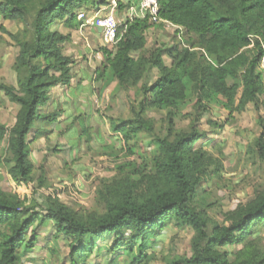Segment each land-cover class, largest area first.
Returning a JSON list of instances; mask_svg holds the SVG:
<instances>
[{
    "label": "trees",
    "instance_id": "obj_1",
    "mask_svg": "<svg viewBox=\"0 0 264 264\" xmlns=\"http://www.w3.org/2000/svg\"><path fill=\"white\" fill-rule=\"evenodd\" d=\"M130 5L118 4V10ZM103 6L104 0H0V18L20 25L15 33L0 27L17 49L16 84L0 83L3 96L18 106L14 124L0 126L5 139L0 165L8 166L15 184L45 183L43 176L33 175L29 146L38 137L32 125L41 118L50 91L72 79L74 62L65 46L82 26L78 13ZM158 6V20L176 28L181 44L147 50L148 30L162 24L125 18L116 45L99 49L106 86L111 79L121 89L141 94L130 110L132 117L113 131L128 155L138 135L147 136L152 149L140 164L125 162L112 178L100 180L97 210H75L56 195L45 197L43 204L32 203L0 187V264L29 259L40 243V231L47 229H52L54 243L67 242V264H88L91 256L100 255L98 244L108 240L109 253L121 254L125 264H147L157 239L170 226L190 228L193 238L190 256L167 264H264L262 237H255L264 228V183L252 199L225 214L224 224L213 223L199 207L204 203L200 186L211 178L213 160L205 143L210 139L198 129L212 107L234 114L262 104L264 78L258 67L264 53V0H158ZM154 71L153 83H144ZM190 99L193 112L183 115ZM151 110L166 113L161 135L146 116ZM178 118L189 120L187 129L176 128ZM254 148L264 160L263 134ZM235 246H242L235 254L222 250ZM116 260L105 264H119Z\"/></svg>",
    "mask_w": 264,
    "mask_h": 264
},
{
    "label": "rangeland",
    "instance_id": "obj_2",
    "mask_svg": "<svg viewBox=\"0 0 264 264\" xmlns=\"http://www.w3.org/2000/svg\"><path fill=\"white\" fill-rule=\"evenodd\" d=\"M104 1L106 7L115 4L114 17L122 20L126 10L119 11L118 4L125 5L127 0ZM131 3L128 11L136 5L132 1ZM2 25L4 22L0 18V27H3ZM19 27V23H12L3 28L15 33ZM83 42L85 41L80 42L78 39L76 44ZM173 44H181V39L175 36L174 29L156 25L148 30L147 50ZM16 55V47L0 30V83L16 84L13 72ZM164 61L166 64L169 63L167 58ZM156 75L155 71L152 72L144 83L151 85ZM107 79L109 80L108 77ZM85 85L86 88L89 86L88 89L94 88V83L90 79H86ZM59 87L63 94L59 93L62 99L53 102L51 95L49 101L52 103L47 100L48 106L42 111L44 113L48 110L54 115L53 118L50 116L43 120L48 115L42 113L41 118L32 125L33 132H36L38 137L36 145L30 143L33 152L31 160L35 168L33 175L35 179L43 176L44 185L39 187L36 182L34 185L15 184L7 174L8 166L0 165V187L3 191L14 193L21 200L26 199L32 203L43 204L45 197L56 195L63 204L75 210H97L95 190L100 180L112 178L115 175V168L125 162L140 164L142 157L152 149L148 137L138 135L136 145L131 147L133 154L128 155L120 136L113 131L114 125L132 117L130 110L136 109L139 101L137 95L141 94H138V89L132 88L123 90L125 95H103V98L95 95L97 99L86 98L83 103L75 104L85 109L82 110L76 109L73 105L87 89L74 88L71 84ZM260 100L262 104L257 110L248 105L242 113L230 114L220 107H212L209 114L198 124V129L207 133V139H210L205 143L213 160L209 168L212 172L211 178L200 186L199 200L204 203L199 207L206 210L213 223L224 224L225 214L252 199L254 192L264 183V160L259 158L254 148L255 140L261 134L264 136V95ZM62 103L68 104L66 109H63L64 112L61 111ZM192 103L190 99L183 110V115L193 112ZM17 111L18 106L11 104L0 92V126L10 128L14 124ZM146 116L154 121L157 133L163 134L166 113L151 110ZM188 124L189 120L184 118L176 120L177 129H187ZM4 147L5 139L2 137L0 150ZM51 231L52 229L40 231L37 250L31 253L29 259L24 258L23 264H67V242L60 239L54 243L50 238L53 233ZM260 235L264 247V228L255 237ZM192 238L193 231L188 227H168L157 239V247L147 264H167L176 257L190 256ZM98 245L102 247L100 255L91 256L88 264H105V261L116 258L118 260L115 262L126 263L123 257H120L121 254L109 253L110 240L100 242ZM241 249L242 246H235L222 250L235 254Z\"/></svg>",
    "mask_w": 264,
    "mask_h": 264
},
{
    "label": "crops",
    "instance_id": "obj_3",
    "mask_svg": "<svg viewBox=\"0 0 264 264\" xmlns=\"http://www.w3.org/2000/svg\"><path fill=\"white\" fill-rule=\"evenodd\" d=\"M125 2V0H123ZM134 2L136 5H133L134 11H137L139 8L140 1L137 0H127L126 3L124 4H130ZM132 5V3H131ZM106 6H103L102 8H105ZM126 8V13H128ZM4 22V21H3ZM8 24H12L11 22H4V25H2L4 28H7ZM152 29V28H151ZM150 30V29H149ZM17 31V30H16ZM15 31V32H16ZM84 40L82 44H76L77 40ZM88 40L91 42L89 43ZM103 47L102 41H101V36L99 30L93 31L88 27L82 28L76 32L71 33V38L70 41L67 43L65 46V54L72 59L74 62L72 66V79L69 84H71L72 87L78 88L81 87L83 89H87L86 93H83L76 101H74L73 107H76V109H82L81 106H76L75 104H81L83 103L86 98L88 99H97L96 96L99 98H103V95H125V91L121 89L117 82L115 81H110L109 85L106 86L104 79L100 77L103 71V56L99 49ZM86 79H90L92 83H94V88H86L85 81ZM97 83V85H96ZM112 83V84H111ZM13 85V84H12ZM126 90V89H125ZM128 90V89H127ZM54 93H51L53 92ZM59 93L62 94L61 92V87H56L55 89H52L48 95V101L50 99V96H52L53 102H58L62 99V95H59ZM96 95V96H95ZM119 97V96H118ZM47 101V103H48ZM51 102V101H49ZM47 103L44 107H41L40 114L41 116L43 114H46L51 116V113L47 110L42 112L43 109L47 108ZM52 103V102H51ZM86 105V102H85ZM68 104L62 103L61 105V111L64 112L63 109H66ZM83 106V104H82ZM84 109V108H83ZM82 109V110H83ZM85 110V109H84ZM43 113V114H42ZM64 117V115H63ZM37 135V133H36ZM37 142V141H36ZM36 142H34V145H36ZM30 149V159L33 155L32 149L29 146ZM32 161V160H31Z\"/></svg>",
    "mask_w": 264,
    "mask_h": 264
},
{
    "label": "built area",
    "instance_id": "obj_4",
    "mask_svg": "<svg viewBox=\"0 0 264 264\" xmlns=\"http://www.w3.org/2000/svg\"><path fill=\"white\" fill-rule=\"evenodd\" d=\"M114 9L115 4L112 3L108 7L100 8L95 13L91 12V14H88L84 11H80L78 13V21L82 22L80 29L88 27L93 31L100 30L102 45L109 48H112L116 45L118 41L117 30L122 25L125 18H147L152 23H159L163 26H166L167 28H172L174 30L176 29L171 24L158 20V0H141L138 10L134 11V9H130V11L125 14L122 20H117L114 17ZM262 49L264 51V46H262ZM258 69L264 78V53L260 59Z\"/></svg>",
    "mask_w": 264,
    "mask_h": 264
},
{
    "label": "water",
    "instance_id": "obj_5",
    "mask_svg": "<svg viewBox=\"0 0 264 264\" xmlns=\"http://www.w3.org/2000/svg\"><path fill=\"white\" fill-rule=\"evenodd\" d=\"M99 32H100V30H99Z\"/></svg>",
    "mask_w": 264,
    "mask_h": 264
}]
</instances>
